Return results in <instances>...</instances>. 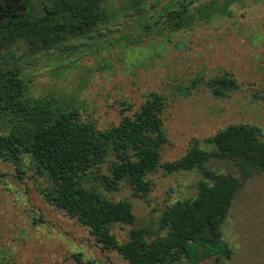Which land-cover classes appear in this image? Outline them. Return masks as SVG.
<instances>
[{
  "label": "rangeland",
  "instance_id": "rangeland-1",
  "mask_svg": "<svg viewBox=\"0 0 264 264\" xmlns=\"http://www.w3.org/2000/svg\"><path fill=\"white\" fill-rule=\"evenodd\" d=\"M187 0H104L101 15L79 34L30 54L24 44L0 49L5 68L17 67L29 95L53 97L104 129L131 114L155 92L167 141L160 162L177 160L229 124L256 126L264 139V0H191L193 21L171 29L169 14ZM211 12L198 21V7ZM226 75L235 87L214 93L212 78ZM2 126L0 125V131ZM21 173L0 158V264H128L116 250L96 241L89 228L47 203L43 177L22 156ZM233 158L210 156L205 166L240 180L221 224L232 254L223 264H264V174L244 176ZM150 190L135 196L127 184L108 193L130 202L133 224L116 223L111 233L124 242L131 228L146 238L163 235L165 207L192 199L204 181L201 169L147 175ZM182 257L167 264H209ZM90 262V263H89Z\"/></svg>",
  "mask_w": 264,
  "mask_h": 264
},
{
  "label": "trees",
  "instance_id": "trees-1",
  "mask_svg": "<svg viewBox=\"0 0 264 264\" xmlns=\"http://www.w3.org/2000/svg\"><path fill=\"white\" fill-rule=\"evenodd\" d=\"M104 0H0V49L24 44L30 54L56 46L68 36L82 33L100 18ZM187 0L166 17L175 30L193 21ZM198 21L211 12L198 7ZM0 57V158L12 162L19 173L22 156L29 155L44 185V200L89 228L102 248L116 250L128 264H167L182 257L195 262L211 258L223 264L232 250L223 238L221 224L240 188L230 173L205 166L210 156L237 160L244 176L264 174V139L248 124H229L205 139L207 152L193 144L177 160L161 164L167 141L161 113L164 97L148 93L145 101L117 124L101 129L76 108L53 97L29 95L17 67L5 68ZM216 94L235 87L233 78L216 76L209 82ZM220 88V89H219ZM162 166L168 172L201 169L204 181L192 199L165 207L159 224L163 235L147 239L141 228H131L124 242L111 233L116 223L133 224L135 216L125 199L107 194L127 184L133 195L147 193V175ZM90 263V262H89Z\"/></svg>",
  "mask_w": 264,
  "mask_h": 264
}]
</instances>
